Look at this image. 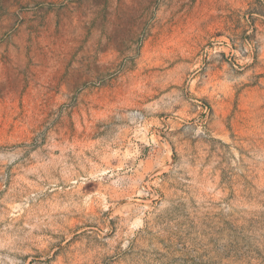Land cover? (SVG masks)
Returning <instances> with one entry per match:
<instances>
[{
  "label": "rangeland",
  "instance_id": "1",
  "mask_svg": "<svg viewBox=\"0 0 264 264\" xmlns=\"http://www.w3.org/2000/svg\"><path fill=\"white\" fill-rule=\"evenodd\" d=\"M0 264H264V0H0Z\"/></svg>",
  "mask_w": 264,
  "mask_h": 264
}]
</instances>
